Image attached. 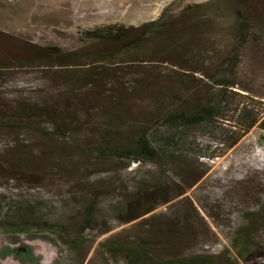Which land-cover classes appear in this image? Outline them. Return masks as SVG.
Listing matches in <instances>:
<instances>
[{
	"label": "rangeland",
	"instance_id": "obj_1",
	"mask_svg": "<svg viewBox=\"0 0 264 264\" xmlns=\"http://www.w3.org/2000/svg\"><path fill=\"white\" fill-rule=\"evenodd\" d=\"M237 10L249 17L252 34L241 47L234 89L264 102V0H0V65H10L0 67V117L15 103H32L37 127H0V191L51 201L53 217L71 232L81 218L74 197L94 196L104 208L116 203L118 185L131 188L153 166L133 162L119 172L107 170L113 163L87 152L98 145L97 129L110 115L147 114L153 88L200 98L214 94L208 76L238 43ZM113 22L139 26L147 39L128 52L82 37L84 29ZM149 28L156 31L148 34ZM163 181L173 196L167 203L124 224L109 212L85 229L83 262L51 233L1 229L0 264H110L98 242L131 239L151 222L172 228V252L210 253L230 264L242 212L264 197V129L253 126L214 159L178 162ZM181 188L186 191L176 195ZM255 242L254 254L236 264H264V228Z\"/></svg>",
	"mask_w": 264,
	"mask_h": 264
},
{
	"label": "trees",
	"instance_id": "obj_2",
	"mask_svg": "<svg viewBox=\"0 0 264 264\" xmlns=\"http://www.w3.org/2000/svg\"><path fill=\"white\" fill-rule=\"evenodd\" d=\"M237 16L238 43L226 57L225 64L208 76L217 87L214 94L200 98L153 88V109L147 114L110 115L107 123L97 129L98 145L87 150L90 156L107 159L114 165L107 170L116 172L128 168L133 162L152 165L148 174L143 175L131 188L124 181L121 182L117 187L121 197L106 208L94 196L74 197L80 200L81 218L79 228L72 232L61 220L53 217L57 208L51 201L40 196L12 197L0 191V231L51 233L83 262L86 228H93L100 220L105 221L104 217L109 212L112 219L120 224L152 212L173 198L163 177L175 164L198 161L202 157L214 159L237 144L253 126L264 129V102L252 97L249 92L241 93L234 89L241 47L252 34L249 17L240 10H237ZM143 31L136 25L113 22L84 29L82 37L119 44L122 50L133 52L147 39ZM155 31L149 28L146 33L153 34ZM47 49L49 53H61L58 47ZM2 63L0 67L10 66L5 61ZM13 65L22 66L24 63ZM183 82L181 85L185 86L186 82ZM33 116V104L21 101L15 103L4 117H0V127L14 132L37 130ZM38 130L46 132L41 128ZM55 130L63 135L62 127L56 126ZM12 160L18 161V154ZM185 191L186 188H181L176 195ZM242 218L243 222L231 236L234 256L229 258L230 264H236L238 260L247 261L257 249L256 236L264 228V197L257 208L244 210ZM110 229L108 226L101 233ZM171 229L166 225L156 227L151 222L143 234L131 239L110 236L100 240L97 250L110 264H222L210 253L172 252V242L176 236Z\"/></svg>",
	"mask_w": 264,
	"mask_h": 264
}]
</instances>
